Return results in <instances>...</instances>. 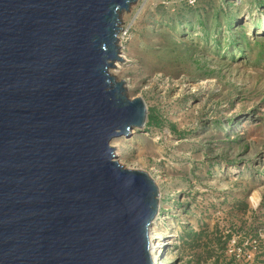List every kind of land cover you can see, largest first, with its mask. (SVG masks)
<instances>
[{
    "label": "water",
    "instance_id": "obj_1",
    "mask_svg": "<svg viewBox=\"0 0 264 264\" xmlns=\"http://www.w3.org/2000/svg\"><path fill=\"white\" fill-rule=\"evenodd\" d=\"M138 0H0V264H154L160 192L111 142L148 109L111 70Z\"/></svg>",
    "mask_w": 264,
    "mask_h": 264
},
{
    "label": "rangeland",
    "instance_id": "obj_2",
    "mask_svg": "<svg viewBox=\"0 0 264 264\" xmlns=\"http://www.w3.org/2000/svg\"><path fill=\"white\" fill-rule=\"evenodd\" d=\"M122 21L111 73L148 121L111 146L159 188L164 264H264V0H138Z\"/></svg>",
    "mask_w": 264,
    "mask_h": 264
},
{
    "label": "bare ground",
    "instance_id": "obj_3",
    "mask_svg": "<svg viewBox=\"0 0 264 264\" xmlns=\"http://www.w3.org/2000/svg\"><path fill=\"white\" fill-rule=\"evenodd\" d=\"M119 44L121 46V50H123V44L122 42L126 39L128 35V30L124 31L123 33L119 34ZM124 52L121 51V57L124 59ZM116 68L121 69L120 67V62H117ZM159 219H160V214H157L155 220L153 221L150 232H149V237L152 242V247H151V255L153 257V262L154 264H164V257L167 252V246H169V241H167V237H164L163 235H160L158 233V225H159Z\"/></svg>",
    "mask_w": 264,
    "mask_h": 264
}]
</instances>
